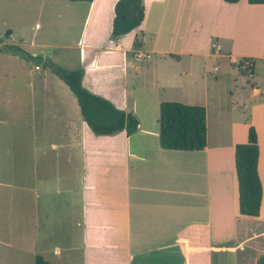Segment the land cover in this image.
<instances>
[{
	"label": "crops",
	"instance_id": "obj_1",
	"mask_svg": "<svg viewBox=\"0 0 264 264\" xmlns=\"http://www.w3.org/2000/svg\"><path fill=\"white\" fill-rule=\"evenodd\" d=\"M4 1L21 12L0 16V95L7 90L8 105V120L0 122L11 125L10 136H22L24 153L17 177L11 160L0 161V198L9 197L4 187L18 184L24 235L32 223L34 229L41 225L38 239L34 235L33 243L23 241L32 264L39 253L62 264L59 249L48 257L39 249L42 225L45 236L56 232L64 240L70 237L69 250H81L80 262L72 260L73 264H256L264 256V4L142 0L141 25L113 39L118 0H0V4ZM176 15L182 16L180 28H175ZM29 27L43 29L29 33ZM180 38L181 47H170V40ZM146 41L151 47L143 51ZM6 45L41 59L28 70L25 61H31L9 52ZM30 48L48 52L40 55ZM151 54H158L159 60L155 58L150 68L135 64ZM74 57L86 89L136 115L139 127L134 134L127 136L123 130L95 135L75 110L79 108L75 95L68 88L75 100L62 97L57 82L58 90L52 87L44 97L43 106L48 108L34 107L45 114H23L27 107L32 112L34 99L30 89L35 83L24 78L28 72L51 71L45 60L68 66ZM244 58L250 62V83H238L233 70L227 69L244 72ZM166 59L170 63L163 66ZM13 78L23 85L16 92L10 90ZM168 91L170 100L206 108L205 149L160 147L155 109ZM251 126L257 134L262 184L258 216L239 213L234 164L235 145L247 141ZM31 142L37 152L33 163L28 158L32 152L27 154ZM53 191L62 199L57 217L49 211ZM30 193L37 198L33 207ZM69 223L70 229L65 226ZM79 227L80 245L73 241L74 228Z\"/></svg>",
	"mask_w": 264,
	"mask_h": 264
},
{
	"label": "trees",
	"instance_id": "obj_2",
	"mask_svg": "<svg viewBox=\"0 0 264 264\" xmlns=\"http://www.w3.org/2000/svg\"><path fill=\"white\" fill-rule=\"evenodd\" d=\"M224 1L236 3L239 0ZM247 1L250 4H264V0ZM114 12L115 17L111 30L113 39L140 26L144 19L142 0H118L114 6ZM0 42H2L1 37ZM5 49L26 60L38 62L41 59L16 45H6ZM244 60L249 59L244 58ZM44 66L50 68L75 95L81 116L95 135H112L124 130L127 136H130L138 130L139 120L136 115L118 108L107 98L84 87L82 69H66L47 60L44 61ZM158 127V141L163 149L200 151L206 148V108L203 105L163 100L159 103ZM258 155L257 134L251 126L248 130L247 141L236 144L234 148L238 210L241 215L245 216H258L260 212L262 184L258 175ZM34 264L53 263L41 254H36ZM256 264H264V256H260Z\"/></svg>",
	"mask_w": 264,
	"mask_h": 264
},
{
	"label": "rangeland",
	"instance_id": "obj_3",
	"mask_svg": "<svg viewBox=\"0 0 264 264\" xmlns=\"http://www.w3.org/2000/svg\"><path fill=\"white\" fill-rule=\"evenodd\" d=\"M171 2H175V3H181L182 0H170ZM181 9V6L178 8V10ZM37 10V8L35 9ZM10 13H7L9 12ZM15 12H21V8L19 7L17 10L15 8V6L11 7L9 5L6 4V2L4 1V3L0 4V16L4 15V14H9V15H13ZM175 16V15H174ZM171 17H173L171 15ZM175 21H176V26L175 28H180L182 25V16L181 15H176L175 17ZM34 28V27H33ZM33 28L29 27V33H32V31H42V27L39 30H34ZM182 39H175V40H170V47H181L182 45ZM151 44L149 42H145V45L143 46V51L150 49ZM35 51L38 54H42V55H46L47 54V50H43L42 48H30V51ZM58 55H60V53H57ZM49 55V54H48ZM63 59L66 61V54H62ZM159 55L156 54H151V57L149 58H139L138 60L135 61V64H141L143 67H145V69L150 68L153 65V61L155 60V58L158 59ZM12 60H15L14 58L11 57ZM70 59V58H69ZM167 61H161L162 65L164 66L166 62L170 63V59H166ZM26 62V66L27 69L29 70L30 67L34 66V62ZM158 62V61H157ZM223 62V61H222ZM184 63V57H181V61H180V66L182 67ZM223 64V63H222ZM68 66H62L65 68L71 67L70 69H82L81 65L79 64V62H77V59L72 60V64H70L68 62L67 64ZM167 65V64H166ZM222 69H225L224 64L222 65ZM228 70H233V72L236 74L235 78L237 79V82L239 83L242 80H245V82L248 81V83H250L251 78H249V76L247 75L248 73L246 72H240L238 70V67L236 68H231L228 67ZM29 75L25 76V81L26 79L30 78L31 81H34L35 85L30 89L31 90V95L34 97L33 99V105L32 107V112L30 110V107H27L24 111L23 114H45L43 112H40V109L38 108L36 111L34 109V107L37 106H43V100L44 97L47 94H51V90L52 87H54V90H58V86L55 84V82H57V84H59L62 88V92L61 95L62 97H66V96H71L72 98L75 97L74 95L69 91L68 87L55 75L53 74L49 69L45 68L42 69L41 72L37 73L36 71H29L28 72ZM45 78V80H43ZM13 82L14 86H11L12 89L10 88V90L12 91H18L22 88V83L19 81V79H15L13 78L11 80ZM44 82V83H43ZM45 84L44 88L42 87V85ZM7 90H5V92H3V96L0 95V119L1 120H8V116H6V114H8L7 111V101H6V92ZM27 91V89L25 88V92ZM59 92V91H58ZM56 92V93H58ZM166 97V100H170V91L167 92V94L164 96ZM43 108H48V106H43ZM75 110L78 111V114H80L79 108L78 106H76ZM151 110V109H150ZM36 112V113H35ZM155 114L156 116L159 115V109H155ZM14 118H11V121H13ZM5 121V122H6ZM154 121L156 122V119L154 118ZM11 127V125H8ZM2 125L0 122V161L1 162H5L8 159L12 161L13 164V168L11 167V170L14 172L13 175H18L19 174V170H22V166L19 165L21 164V162L19 161V159H23V149H22V143L19 142V140L22 138V136H10L12 135V128ZM9 129V130H8ZM7 133H9V135H7ZM14 135H18L16 134V132L14 131L13 133ZM26 137V136H25ZM37 141V140H36ZM35 143V142H34ZM34 143L31 142V150L27 152V154L30 152L31 155L30 157H28L31 161V163H33L35 157L34 155L37 153H35V151L32 150ZM19 145L21 147H19ZM36 145H39V143L37 142ZM12 149L14 148V150L8 152V149ZM15 160V161H14ZM80 160V159H79ZM81 161V160H80ZM79 169H80V173H81V162L79 165ZM33 167H31V176H33L34 174L32 173ZM47 171V170H46ZM47 174V173H46ZM17 177V176H16ZM14 185V184H13ZM18 184H15V186L12 187H4L2 190L8 191L9 193V197L1 200L0 198V241H4V244L0 243V264H32V261H30V255L27 252V248L23 247V241L27 240L28 243H33L31 240V236L36 235L37 239L39 238V232H37V230L39 229V227L41 225H39V227L34 229L33 223L30 226L31 228H28L27 231V235H24V230H23V214H22V200L21 198V194H22V190L21 188H17ZM19 187V186H18ZM76 198L75 194H73V218H75L76 216V207L74 204V199ZM1 201L4 202V204L1 206ZM37 201V198L34 196L33 193H30V198H29V202L30 205L31 203H35ZM49 201H50V208L49 211L51 212V215H54V217H57L56 211L58 212V208L59 205L58 203L60 201H62V199H57L55 196L54 191L52 192V194H50L49 197ZM78 218H81V186L79 184V194H78ZM32 206V205H31ZM33 207V206H32ZM36 215H31L30 218H35ZM43 226V232L42 236L43 238L41 239L40 242V250H44L47 252L46 256L48 257L49 255L54 256L53 254H56V250L59 249V256L61 258L62 264H73V262L71 263V261L73 260L75 263L77 262V260H79L80 262V257H81V250H74V251H70V242H71V238L69 237L67 240L62 239L58 233L55 232V235H53L52 233L48 232V235L45 236V230H44V225ZM66 227H68V229H70V223L69 224H65ZM69 232V231H68ZM77 239L79 245H80V240H81V232H80V227L78 228V230L73 231V241L74 243H77L75 240ZM72 241V243H73ZM8 243V244H7ZM73 243V244H74ZM68 248V250H66ZM40 254V253H39ZM42 255V254H41ZM43 256V255H42Z\"/></svg>",
	"mask_w": 264,
	"mask_h": 264
},
{
	"label": "built area",
	"instance_id": "obj_4",
	"mask_svg": "<svg viewBox=\"0 0 264 264\" xmlns=\"http://www.w3.org/2000/svg\"><path fill=\"white\" fill-rule=\"evenodd\" d=\"M216 49L218 50L219 49V46H216ZM242 63V67H243V70L246 72V73H250V62L248 60H242L241 61ZM35 69L36 70H40V66L39 65H35Z\"/></svg>",
	"mask_w": 264,
	"mask_h": 264
}]
</instances>
